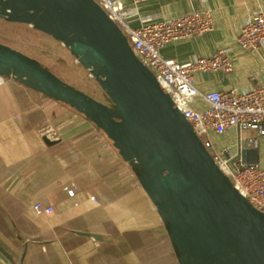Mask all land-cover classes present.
Listing matches in <instances>:
<instances>
[{"label":"crops","instance_id":"crops-1","mask_svg":"<svg viewBox=\"0 0 264 264\" xmlns=\"http://www.w3.org/2000/svg\"><path fill=\"white\" fill-rule=\"evenodd\" d=\"M123 1L131 10L126 21L135 27L213 9L212 30L162 48L163 55L182 62L227 48L233 69L198 71L200 89H245L264 81V47L251 51L237 42L242 24L264 8V0H148L137 8L134 0ZM47 131L60 140L49 144L43 138ZM231 132L222 140L243 153L235 145L237 131ZM76 185L80 190L71 195ZM48 193L56 210L39 216L33 202ZM18 215L29 219L21 223ZM25 242L24 264H181L157 206L107 134L70 105L5 79L0 81V243L19 260ZM0 264L14 262L0 250Z\"/></svg>","mask_w":264,"mask_h":264},{"label":"water","instance_id":"water-1","mask_svg":"<svg viewBox=\"0 0 264 264\" xmlns=\"http://www.w3.org/2000/svg\"><path fill=\"white\" fill-rule=\"evenodd\" d=\"M0 18L31 24L62 41L68 54L92 72L108 101L0 33L2 78L70 105L107 134L157 206L181 264H264V211L223 170L122 25L98 0H0ZM43 138L49 144L60 140L48 131ZM249 153L243 151L245 160L252 159ZM27 249L25 242L18 260L0 243L14 264H24Z\"/></svg>","mask_w":264,"mask_h":264},{"label":"built area","instance_id":"built-area-1","mask_svg":"<svg viewBox=\"0 0 264 264\" xmlns=\"http://www.w3.org/2000/svg\"><path fill=\"white\" fill-rule=\"evenodd\" d=\"M98 1L122 25L138 55L173 95L223 170L241 192L264 211V81L245 89L231 86L202 90L196 84L198 71L233 69L226 47L210 56H195L187 62L162 54V48L170 42L212 30L215 25L213 9L205 7L135 27L126 21L131 10H128L123 0ZM145 1L148 0H134L133 6L137 8L138 4ZM231 8L234 13L239 10L235 4ZM237 42L251 51H259L264 47V8L258 9L253 18L242 24ZM3 80L0 75V81ZM233 130L237 131L235 145L240 150H249L251 160H245L243 153L234 151L230 143L217 138V135ZM246 131L255 132V135H242ZM256 150L259 156L254 160ZM78 190L80 186L76 185L69 193L74 195ZM51 196L48 193L33 202L32 207L37 215L55 212Z\"/></svg>","mask_w":264,"mask_h":264},{"label":"rangeland","instance_id":"rangeland-1","mask_svg":"<svg viewBox=\"0 0 264 264\" xmlns=\"http://www.w3.org/2000/svg\"><path fill=\"white\" fill-rule=\"evenodd\" d=\"M0 33L4 34L14 45L25 46L39 59L51 64L61 76L72 79L90 94L106 101L109 100L105 90L95 80L92 72L78 59L68 54L62 41L36 29L31 24L12 22L3 18H0ZM242 135H255V132L246 131ZM223 137L224 134L217 135L219 139H223ZM17 218L21 223H25L29 219L27 215H18Z\"/></svg>","mask_w":264,"mask_h":264}]
</instances>
